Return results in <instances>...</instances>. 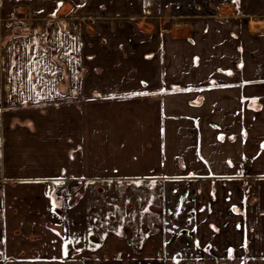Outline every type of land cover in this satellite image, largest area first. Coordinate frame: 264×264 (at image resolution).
I'll use <instances>...</instances> for the list:
<instances>
[{"label":"crops","instance_id":"crops-1","mask_svg":"<svg viewBox=\"0 0 264 264\" xmlns=\"http://www.w3.org/2000/svg\"><path fill=\"white\" fill-rule=\"evenodd\" d=\"M0 264H264V0H0Z\"/></svg>","mask_w":264,"mask_h":264},{"label":"built area","instance_id":"built-area-1","mask_svg":"<svg viewBox=\"0 0 264 264\" xmlns=\"http://www.w3.org/2000/svg\"><path fill=\"white\" fill-rule=\"evenodd\" d=\"M247 167V164L244 163L242 165V169H246ZM79 188V185L75 182H72V181H65V182H62L60 183L58 186H57V190L59 193L61 194H68L74 190H77Z\"/></svg>","mask_w":264,"mask_h":264},{"label":"snow or ice","instance_id":"snow-or-ice-1","mask_svg":"<svg viewBox=\"0 0 264 264\" xmlns=\"http://www.w3.org/2000/svg\"><path fill=\"white\" fill-rule=\"evenodd\" d=\"M29 79H31V76L29 75ZM135 95H147V93H135ZM55 206V205H54ZM72 240H68L65 243V254H67V248H68V244H71Z\"/></svg>","mask_w":264,"mask_h":264},{"label":"bare ground","instance_id":"bare-ground-1","mask_svg":"<svg viewBox=\"0 0 264 264\" xmlns=\"http://www.w3.org/2000/svg\"><path fill=\"white\" fill-rule=\"evenodd\" d=\"M252 29H254V26L252 25Z\"/></svg>","mask_w":264,"mask_h":264},{"label":"rangeland","instance_id":"rangeland-1","mask_svg":"<svg viewBox=\"0 0 264 264\" xmlns=\"http://www.w3.org/2000/svg\"><path fill=\"white\" fill-rule=\"evenodd\" d=\"M253 26H254V25H253ZM174 31H175V33H176L177 30H174Z\"/></svg>","mask_w":264,"mask_h":264}]
</instances>
